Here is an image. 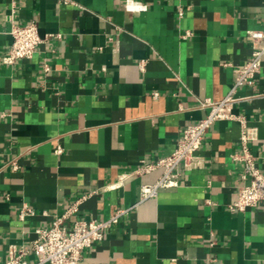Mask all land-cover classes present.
Masks as SVG:
<instances>
[{"label":"crops","instance_id":"0c3cea01","mask_svg":"<svg viewBox=\"0 0 264 264\" xmlns=\"http://www.w3.org/2000/svg\"><path fill=\"white\" fill-rule=\"evenodd\" d=\"M29 22L44 42L4 64L12 24ZM258 29L264 0H0V264L74 207L70 221L124 210L80 264H264V203L230 209L243 127L264 172V59L207 132L203 167L148 198L162 169L139 172L235 88Z\"/></svg>","mask_w":264,"mask_h":264},{"label":"built area","instance_id":"2783aa9c","mask_svg":"<svg viewBox=\"0 0 264 264\" xmlns=\"http://www.w3.org/2000/svg\"><path fill=\"white\" fill-rule=\"evenodd\" d=\"M178 11L180 16L185 13L183 7H179ZM10 33L13 41L8 53L3 57V63L6 65H14L21 59L32 57L45 40L40 35L39 27L35 22L13 23ZM248 34L254 39H264V29L251 30ZM263 59L264 43L255 47L249 61L238 70L235 88L224 100L201 102L202 107L209 108L207 115L199 122L184 128L175 151L139 169L141 173L162 169V174L156 182L141 185L142 198L156 196L161 189L179 186L183 171H191L205 165V157L199 155L198 152L206 141L207 132L216 121L234 118L233 105L240 100L235 96L236 87L254 83ZM252 139L253 136L248 129L243 127L240 137L242 152L235 155V158L242 163L243 184L238 191L237 200L230 205L233 211H244L264 203V172L257 165L251 150ZM75 210L74 207L65 211L56 216L50 226L38 229L31 249H23L13 254L3 264H80L84 252L94 243L104 241L111 226L124 213L123 209H116L108 220L76 219L70 221ZM30 214H33L32 208L23 207L21 217Z\"/></svg>","mask_w":264,"mask_h":264}]
</instances>
